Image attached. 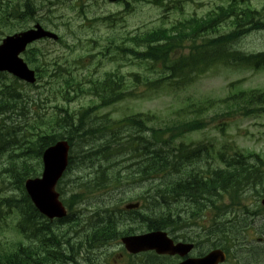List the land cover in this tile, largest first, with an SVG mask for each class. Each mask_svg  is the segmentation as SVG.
Returning <instances> with one entry per match:
<instances>
[{
  "label": "trees",
  "instance_id": "obj_1",
  "mask_svg": "<svg viewBox=\"0 0 264 264\" xmlns=\"http://www.w3.org/2000/svg\"><path fill=\"white\" fill-rule=\"evenodd\" d=\"M258 15V12L248 4L240 7L237 0H231L229 5L222 6L218 13L208 14L205 18L192 17L177 28L159 29L147 34L127 36L121 41L108 42L109 46L111 44L115 49L114 56H130V59L136 60L139 65L143 64L149 74L152 70L156 75L132 73L126 77L116 71L85 80L78 79L77 75H73L70 71L66 72V68L65 77L62 78L63 100L69 102L81 95H89L97 100L98 107H103L127 98L143 96L144 92L149 96L157 95L165 88L185 83L192 76L203 73L207 67L216 64H237L258 69L264 66V51L246 54L232 47L233 43L244 37L246 33L255 29H264V16ZM222 23H227L230 27L229 31L208 36L199 42L200 44H196L203 34L218 32ZM189 39L193 46H190L187 54L181 52V56L177 58L174 52L181 49L180 47ZM143 41L147 43V47L141 51L139 47ZM31 57L35 62V58ZM41 67L37 66L39 78L43 77ZM59 69L60 67L54 69L58 73H54V76H61ZM230 87L234 90L228 97L220 100L205 99L198 103L188 102L185 108L188 116L176 115L174 119L160 120V122H157L158 118L152 114H134L124 116L117 121L98 122L90 115L95 108H82L80 111L70 112L55 105L54 107L63 110L64 114L60 117H52L51 122L59 127L62 133L44 127L42 128L46 131L41 132L32 126V129L37 130V134L28 136L24 134L25 137L21 139L17 138L20 131L7 125L5 119L17 109L18 103L23 98H20L18 93L9 96L6 93L1 94L0 91V156L7 154L6 167L3 166L0 172H3L18 190V198H15V195L5 197L0 202V208L19 212L21 216L19 225L23 228L31 225L27 229L29 230L27 237L34 236V226L41 232L36 248L31 247L32 245L16 244L13 249L0 250V264L76 263L77 256L73 252V244L70 243L72 236H69V231L80 223H84V230L78 241L85 246L92 247L102 242L118 240L122 235L131 233V223L127 221L128 219L120 216L117 209L112 208V204L105 201L100 203L98 208L101 209L92 216L75 219L69 214L59 220L58 223L66 225L64 230L59 231V228L36 223V219L42 216L30 202L23 183L27 177L39 173L38 158L43 149L57 138H67L71 145L79 144L83 154L85 153L83 147H90L91 151L85 157L92 162L91 164L95 163V158L106 163L104 167L102 162L97 164L93 181H88L90 184L82 183L81 179L74 181L75 185L70 190L69 198L65 200L68 208H72L73 204H80L81 191L88 192L94 187H102L114 174L113 178L120 182L121 172L118 170L111 172V168L116 167L118 162L114 158L130 156L135 159L133 160L135 171L126 175L127 180H158V183L146 192L145 200L149 209L143 214L135 212L134 221L145 220L147 223L145 230L162 229L174 232L181 218L177 212L164 208L172 207L178 200L187 198L192 201L193 208L206 207L217 211L205 236L207 239H213V244L210 243L213 246L221 245L232 255L237 254L239 239L242 237L239 216L236 215L234 221L227 220L221 218L222 211L232 209L229 207L233 205H242L241 195L256 184L257 179L263 177V172L259 169L264 165V161L256 153L243 154L223 147L216 155L220 165L208 164L206 169H204L205 165H199L201 167L198 169L194 168L198 166L197 164L186 169L185 172L186 166L198 163L203 156L206 155L209 159L211 149L202 143L176 144L184 134L204 128L208 124L205 121L207 111L217 106L223 112L210 119L226 115L227 119L231 120L233 117L231 112L235 107L242 115L264 113V90H245L235 87V84H230ZM220 128L222 131L223 127ZM47 131L50 133L48 134ZM24 156L33 157L36 163H30ZM73 164L74 159L71 158L69 169ZM58 190L60 191V185ZM225 197H228L229 204L223 206L221 202L217 206L216 201ZM253 212L257 213V210ZM130 219L134 218L130 217ZM248 253L249 259L264 264V247L261 246L260 249Z\"/></svg>",
  "mask_w": 264,
  "mask_h": 264
},
{
  "label": "rangeland",
  "instance_id": "obj_2",
  "mask_svg": "<svg viewBox=\"0 0 264 264\" xmlns=\"http://www.w3.org/2000/svg\"><path fill=\"white\" fill-rule=\"evenodd\" d=\"M180 3L173 2V0H164V6L159 7L152 3V0L148 1L147 5L137 3L132 6L131 10L124 11L123 1L121 3H103L102 0H54L55 6L51 7L49 12L50 16L46 17V11L48 6L44 5L41 11L36 15H40L39 20H43L41 24L58 33L63 37L62 42L57 43L49 40H42L36 42L31 48L37 50V55L40 59L46 63L54 64L59 63L62 67H66V72L70 71L73 75H77V78H89L102 77L107 72H120L124 76L129 77L132 73L149 74L146 71L145 66L139 65L136 61H131L129 58L116 56L115 49L109 46L108 42L113 39L122 40L126 39L128 34H134L135 32H144L152 28L161 25L162 16L166 15L167 20L174 22L182 20L184 17L193 13L197 15H203L208 10L214 8L216 5L225 3L227 0H175ZM249 3V5L259 11V14L264 15V0H244L242 3ZM80 8L84 10L85 16H80ZM168 10V11H166ZM120 13L113 17L115 23H109V20H102L103 17H108L114 14ZM44 14V15H43ZM258 15V16H261ZM45 16V17H44ZM43 17V18H41ZM263 17V16H262ZM51 18V19H49ZM100 18V19H99ZM117 22V23H116ZM33 20H29L26 23H16L10 26L8 30L14 32L23 30V26L32 25ZM229 27L227 23H224L218 28V33L228 31ZM7 34V33H5ZM214 33L204 34L199 37L197 43L213 36ZM4 36V35H3ZM3 36H0L3 37ZM113 46V45H112ZM234 47L246 54H255L257 52L264 51V29L252 30L244 35L240 40L235 42ZM188 50L185 49L184 52ZM51 67L48 68L50 70ZM48 75H52V72L48 71ZM190 83H178V87H168L157 95L149 96L148 93L144 92L143 96H135L133 98L125 99L119 103L98 109L94 116L97 117L98 121L109 118L110 120H117L126 115L134 114H152L156 116L157 122L165 120L169 121L174 119L176 115L180 117L186 116V105L188 102H201L205 99L220 100L227 97L232 93L228 84L231 82H239L241 89H260L264 90V68L259 70L238 68L234 66H217L214 69H210L204 74L194 76ZM47 80H50V76H45L39 84L38 88L19 87L22 89L23 94L29 96V100H25L23 109L26 112L25 117L19 114H11V118L5 119L8 125L13 124L17 126L22 134L23 132L28 134L30 125L35 123L40 124L44 128H51L53 132L62 133V130L54 126L51 122V114H56L58 111L54 109V105L59 103V96L56 88H50L48 84H45ZM91 104V98L89 96H81L65 104L71 108L79 109L81 105L87 106ZM232 109L231 114L233 118L228 120V116L214 117L216 114L222 113L218 106L213 110L207 111V119L211 125L204 130L188 133L184 136V144H195L204 143L208 145L211 156H216V152L223 146L231 148L235 151H241L242 153H256L264 160V114L261 115H250L244 116L240 113V110ZM25 113V112H24ZM219 120V121H218ZM220 120L226 122L223 132L220 133L215 128L216 122ZM12 121V122H11ZM212 145V147L210 146ZM90 148V147H87ZM73 153L76 155L74 166L80 164L81 154L76 153L79 149V144L73 147ZM205 159L202 157L198 163H191L184 169L199 168V165H205L204 169L208 167V164L219 165L216 160ZM115 161L117 166L111 168V172L114 170L121 171V181L113 188L112 197L118 203V207L123 208L124 204L129 201L142 200L139 197H145L147 190L153 185L158 183V180H127L126 175L135 171L134 163L132 160H128L127 156H116ZM30 163L35 164L36 160H28ZM93 161V160H92ZM93 164L90 160H86L80 167H72L71 170L62 179L60 184V194L62 198L69 196V190L73 186V182L81 179L86 181L87 179L93 178V174L97 169V164L103 163L104 161L95 158ZM7 163V154L0 156V171L3 166ZM207 164V165H206ZM184 165V164H183ZM182 165V166H183ZM6 167V166H5ZM264 170V167H263ZM111 172L109 174H111ZM184 172V171H183ZM115 177V174L114 176ZM112 177V178H113ZM4 181L0 179V200L10 196L12 193L15 194V198H18V190L15 189L13 183L7 177H4ZM256 184H253L241 195L242 205H233L228 210L222 211V217L227 220H232L239 216V224L243 227H247L249 231L255 229L256 233L254 237H264V208L262 212L257 215L253 212L255 208L262 207L260 200L264 197V177L260 180H256ZM161 185V184H160ZM59 186V185H58ZM93 192L88 196L89 208H76L80 212H92L94 209H98L100 206L99 199L106 198V191L109 189ZM58 189V188H57ZM102 195V196H101ZM227 205L228 197L216 201V205L219 206L223 202ZM243 205L245 207H243ZM177 212L181 218L180 224H192L190 227L185 228L187 235H190L197 241L196 248L190 253L191 256H197L199 253L207 252L212 246L210 243L213 239L205 240L204 233L205 228H208L212 223L215 210L208 211L209 208L199 210L198 212L204 213L203 216L196 220H192V209L193 204L188 202L186 199L175 202L172 207L164 208V210H170ZM207 211V212H206ZM219 211V210H218ZM18 213V211H16ZM83 214L82 216H85ZM19 217L12 213L10 210L4 208L0 209V250H10L19 241L27 245L32 243L29 239H26L23 235H19L16 231V222ZM223 220V221H227ZM246 222V223H244ZM146 223H144L145 225ZM52 228H55V222H49ZM61 229H65L66 225H59ZM76 229V227H74ZM73 228V229H74ZM177 234H171V237L178 238V234L181 230L177 229ZM236 232V231H235ZM176 233V232H175ZM69 236H72V241L80 240V234L69 231ZM174 238V239H176ZM34 240V239H33ZM179 240V239H176ZM203 240V241H201ZM75 249L81 248L78 242H72ZM38 243V242H37ZM254 246H248L249 251L258 250L264 247V240L254 241ZM213 244V243H212ZM121 245L114 244L113 246H106L103 248L92 250L90 255L91 259L88 261L93 264H141L139 261L146 258L145 255L140 254L129 260L127 256L121 251ZM68 247V245L66 246ZM87 250H84L80 255H85ZM148 259L150 254L147 253ZM240 254L233 255V259L229 260L232 264H238ZM158 264H175L178 261L177 257L170 258H156ZM251 260V259H250ZM87 261V262H88ZM228 261V262H229ZM252 262L254 260H251ZM77 262L79 259L77 257ZM86 262V263H87ZM261 261H257L256 264H262ZM85 263V264H86ZM36 264V263H34ZM46 264V263H45ZM65 264V263H63ZM229 264V263H227Z\"/></svg>",
  "mask_w": 264,
  "mask_h": 264
},
{
  "label": "water",
  "instance_id": "obj_3",
  "mask_svg": "<svg viewBox=\"0 0 264 264\" xmlns=\"http://www.w3.org/2000/svg\"><path fill=\"white\" fill-rule=\"evenodd\" d=\"M42 36L55 37V35L43 31L37 26L36 30H30L22 33L21 36L6 40L4 45L0 47V68L8 69L18 77L33 82L35 80L34 72L29 70L22 60L17 58V54L24 49L27 42ZM68 149V144L64 140L46 148L42 154L43 170L41 176L25 181V189L31 201L48 218H59L65 215V209L58 200L55 185L67 165ZM130 207L128 206V208ZM122 240L128 249L132 251L154 249L157 253L184 255L191 247L190 244L185 243L175 244L165 232L160 231L141 236H130ZM223 259L224 254L222 251L213 250L201 258H188L179 264H217Z\"/></svg>",
  "mask_w": 264,
  "mask_h": 264
},
{
  "label": "flooded vegetation",
  "instance_id": "obj_4",
  "mask_svg": "<svg viewBox=\"0 0 264 264\" xmlns=\"http://www.w3.org/2000/svg\"><path fill=\"white\" fill-rule=\"evenodd\" d=\"M248 246L249 245H247L245 247L244 252L242 253L241 257L239 258L238 264H256V262H257L256 260L252 262L249 259L250 254L248 253V251H249Z\"/></svg>",
  "mask_w": 264,
  "mask_h": 264
},
{
  "label": "bare ground",
  "instance_id": "obj_5",
  "mask_svg": "<svg viewBox=\"0 0 264 264\" xmlns=\"http://www.w3.org/2000/svg\"><path fill=\"white\" fill-rule=\"evenodd\" d=\"M100 154V153H99ZM95 155H98V154H95ZM33 172V171H32ZM74 256V255H73ZM73 256H71V257H73ZM63 257V256H62ZM73 260V259H72ZM87 264V263H86Z\"/></svg>",
  "mask_w": 264,
  "mask_h": 264
}]
</instances>
